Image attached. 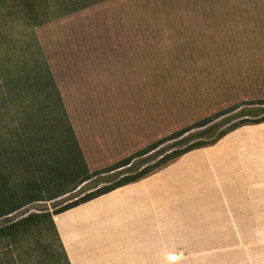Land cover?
I'll list each match as a JSON object with an SVG mask.
<instances>
[{"label":"rangeland","instance_id":"rangeland-1","mask_svg":"<svg viewBox=\"0 0 264 264\" xmlns=\"http://www.w3.org/2000/svg\"><path fill=\"white\" fill-rule=\"evenodd\" d=\"M80 3L89 5L70 11ZM74 4L0 0V140L15 135L9 115L27 113L31 100L39 107L50 105L56 96L40 85L45 74L58 69L55 50L81 44L84 38L72 34L94 25L104 32L115 29L124 36V44L138 35L143 52L140 62L133 61L134 76L121 79L118 74L117 82L107 86L108 95H102L106 98L93 105L85 102L78 113L79 102L66 101L79 142L84 138L81 147L90 169L108 165L237 101L264 96V0H78ZM81 113H93L88 121L92 124L84 126ZM2 161L0 156L1 182L13 187V182L28 176L18 164ZM54 203L33 202L12 216L29 209H52Z\"/></svg>","mask_w":264,"mask_h":264},{"label":"crops","instance_id":"crops-1","mask_svg":"<svg viewBox=\"0 0 264 264\" xmlns=\"http://www.w3.org/2000/svg\"><path fill=\"white\" fill-rule=\"evenodd\" d=\"M108 30L97 34L111 44L55 50L64 101L104 99L93 85L134 76L141 40L124 44ZM54 219L72 264H264V124L243 125Z\"/></svg>","mask_w":264,"mask_h":264},{"label":"trees","instance_id":"trees-1","mask_svg":"<svg viewBox=\"0 0 264 264\" xmlns=\"http://www.w3.org/2000/svg\"><path fill=\"white\" fill-rule=\"evenodd\" d=\"M69 1L61 0V5H75L78 0ZM81 3L70 11L89 5ZM74 36L84 38L77 46L111 44L98 37L95 25ZM44 76L40 89L48 87L56 97L42 107L31 100L25 108L27 113L9 115L15 135L0 140L2 162L18 164L28 173L13 182V187L8 181H0V264H72L55 223L56 214L138 181L190 150L216 143L239 126L264 122V96L237 101L108 165L90 169L59 85L52 73ZM107 86L93 85L92 92L108 95ZM95 101H75L79 102L77 113L84 109L85 102L93 105ZM47 108V113L42 111ZM92 115L81 113L79 121L85 120L84 126H88ZM64 195L67 198L60 200ZM41 200L55 203L52 209H29L12 216L25 205Z\"/></svg>","mask_w":264,"mask_h":264}]
</instances>
